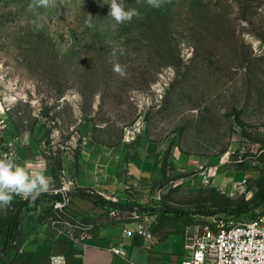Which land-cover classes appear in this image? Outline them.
Masks as SVG:
<instances>
[{"label":"rangeland","instance_id":"374dc122","mask_svg":"<svg viewBox=\"0 0 264 264\" xmlns=\"http://www.w3.org/2000/svg\"><path fill=\"white\" fill-rule=\"evenodd\" d=\"M124 2L140 16L117 25L110 0H55L34 11L32 0H0V87L18 94L12 129L42 143L58 169L52 186L75 176L66 162L90 134L107 142L121 134L124 142L168 140L154 206L203 225L214 215L251 216L237 208L255 205L264 191V0H165L159 9ZM36 13L39 29L31 23ZM117 62L126 76L113 71ZM173 145L211 157L212 166L220 158L243 168L234 181L244 183L198 184L203 170H179L168 159ZM52 203L36 202L30 212Z\"/></svg>","mask_w":264,"mask_h":264},{"label":"crops","instance_id":"0c3cea01","mask_svg":"<svg viewBox=\"0 0 264 264\" xmlns=\"http://www.w3.org/2000/svg\"><path fill=\"white\" fill-rule=\"evenodd\" d=\"M6 136L15 142L18 164L29 172H43L51 178L52 186L55 181L53 162L45 156L42 143L33 139L31 134L27 137L17 135L12 127ZM122 139L123 134L119 140L107 142L90 134L73 161L66 162L79 183L78 190L70 195L68 212L73 218L93 221L96 224L93 236L75 241L60 233L64 227L61 224H54L49 219L30 220L27 215L37 214L36 210L30 212L36 203L27 202L30 210L23 224L16 230L11 229L10 234L15 239L0 256V264H49L52 254H64L69 264H180L203 222H192L188 216L169 212L164 210V206L151 203L154 185L165 176L164 153L169 142L143 136L137 142H124ZM173 146L168 159L179 170L187 172L195 167L203 170L196 178L198 184L224 189L244 183L234 181L236 171L243 168L232 169L220 158L219 163L212 166L211 157L208 160L192 157L177 152ZM91 188L112 193L101 196L124 206L136 204L131 209L120 208L122 210L153 207L157 217L148 222L152 238L138 232L125 235L127 225L114 221L108 214L110 208L94 201L93 196L87 193ZM10 215V208L6 215L0 211V242L8 229ZM129 226L135 225L129 223ZM113 246L120 247L125 253L115 254Z\"/></svg>","mask_w":264,"mask_h":264},{"label":"built area","instance_id":"2783aa9c","mask_svg":"<svg viewBox=\"0 0 264 264\" xmlns=\"http://www.w3.org/2000/svg\"><path fill=\"white\" fill-rule=\"evenodd\" d=\"M17 99L18 94L15 91L6 87L2 90L0 87V157H10L18 164L15 142L6 136L11 127L9 113ZM78 188V180L73 177L59 186H51L46 192L57 197L53 200L52 207L59 213L58 219L49 220L54 224L63 225L60 233L75 241L92 237L96 228L93 221L73 218L67 213L70 195ZM87 193L105 196L112 194L98 188L88 189ZM162 193L159 189L154 198L160 199ZM15 199L25 200L19 196ZM108 214L114 221L127 225L125 235L138 232L152 238L148 222L155 219L157 214L136 208L130 211L112 208L108 210ZM129 223H134L135 226H129ZM201 228V232L197 233L187 246L180 264H264V211L254 217L242 219L214 215L209 222L202 224ZM112 251L121 255L125 253L118 246H113ZM49 264L69 263L64 254H52Z\"/></svg>","mask_w":264,"mask_h":264},{"label":"clouds","instance_id":"9594fccd","mask_svg":"<svg viewBox=\"0 0 264 264\" xmlns=\"http://www.w3.org/2000/svg\"><path fill=\"white\" fill-rule=\"evenodd\" d=\"M139 2V0H138ZM165 0H146L149 7L159 9ZM55 5V0H32L28 5L30 11H34L39 7H50ZM108 16H110L117 25L131 22L133 18H139L140 12L137 8H127L124 0H110ZM92 17L89 15L86 25L91 27ZM42 17L36 13V19L31 21L35 29L42 28L43 25L39 21ZM117 50H113L112 55L115 57ZM123 54V51L120 50ZM113 71L121 77L126 76V66L120 63L113 65ZM51 178L43 172H29L25 166L17 164L10 157H0V211L7 214V210L12 206V202L16 196L25 200L37 199L42 193H46L51 188Z\"/></svg>","mask_w":264,"mask_h":264},{"label":"trees","instance_id":"16d2710c","mask_svg":"<svg viewBox=\"0 0 264 264\" xmlns=\"http://www.w3.org/2000/svg\"><path fill=\"white\" fill-rule=\"evenodd\" d=\"M55 162H53V173H54V178L57 180L58 179V175H57V167L54 164ZM166 159H164L163 162V172L164 175L166 174ZM94 198V201L100 205L103 206H107L110 209L112 208H126V209H131L132 207H135L136 204H128L131 206H124V204L120 203V202H114L112 200H109L101 195H91ZM57 197L56 196H52L50 194L44 193L41 194L37 199L34 200V202L36 203H40L43 200H55ZM254 199L256 200V204L255 205H251L249 208H245V207H239L237 208L239 210L240 213H237L238 215H243L244 210L249 209L250 211H252L251 216H245L244 218H251L256 216L259 212L264 211V191L262 192V194H258L256 196H254ZM30 203H27L26 200H22V199H15L12 202V206L10 207L11 209V215L10 218L7 222L8 225V229H6V231L4 232L2 238H1V242H0V248H1V252L0 256L7 250V248L9 247V244L12 243L15 239V237L11 236L10 231L11 229L16 230L17 228H19L23 222L24 219L26 218L27 212L30 210L29 208ZM165 210V209H164ZM236 211V210H233ZM69 216H73L72 214H70L69 212H67ZM148 213L152 214H156V210L152 209L149 210ZM177 213V212H175ZM30 216V220L34 219L35 221H40V220H44V219H58L59 218V213L53 209V207H50L49 209L47 208L46 210H44L43 212H39L36 215H27ZM32 217V218H31ZM85 220L91 221L88 218H86Z\"/></svg>","mask_w":264,"mask_h":264},{"label":"water","instance_id":"95a60500","mask_svg":"<svg viewBox=\"0 0 264 264\" xmlns=\"http://www.w3.org/2000/svg\"><path fill=\"white\" fill-rule=\"evenodd\" d=\"M27 202H31V201H33V200H31V199H28V200H26Z\"/></svg>","mask_w":264,"mask_h":264}]
</instances>
